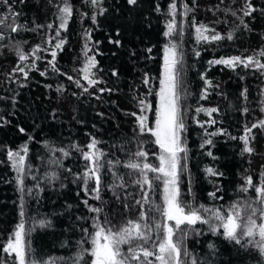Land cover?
Returning a JSON list of instances; mask_svg holds the SVG:
<instances>
[{"label": "trees", "instance_id": "obj_1", "mask_svg": "<svg viewBox=\"0 0 264 264\" xmlns=\"http://www.w3.org/2000/svg\"><path fill=\"white\" fill-rule=\"evenodd\" d=\"M67 2L72 14L66 28L59 29V9L65 0H0V258L8 264L12 258L3 252V245L21 221L22 199L26 230L33 229L28 236L32 249L28 258L37 264H77L82 252L79 264H91L90 252L84 249H91V238L85 229L88 233L94 231L93 217L101 222L107 218L116 228L129 219L137 220L141 209L136 201L142 200L145 192L150 194V201L162 206V180L156 181L152 189L146 185L142 188L133 183L138 172L124 164L129 154L137 151L140 141H144L149 155L131 159L154 166L159 163V147L150 133H139L137 118L132 114H141L139 101L145 99L153 105L143 112L149 126L155 120V91L159 89L166 24L173 19L169 10L173 0H137L135 5H129L127 0H100L97 5L91 0ZM249 2L255 11L243 16L245 0H175L179 52L183 53L182 64L178 65L185 124L181 137L187 148V170L180 176V189L182 200L195 207L203 204L226 212L233 203L256 200L254 186L264 172V128L252 130V154H242L244 143L239 139L245 127L264 120V73L243 65L230 68L209 64L221 57H246L264 50V0ZM184 4L192 9L187 15L182 14ZM101 8L105 10L103 14ZM240 17L247 28L241 25ZM193 21L197 26H207L205 35L219 33L223 38L198 40ZM49 24L53 27L49 28ZM14 26L23 27L14 33ZM229 32L233 33L231 40L227 39ZM58 39L64 40L59 49L55 48ZM117 40L119 44L113 42ZM36 46L40 50L33 55ZM17 47L27 60L19 61ZM53 50L57 52L53 63L58 71L48 64ZM87 56L97 62L92 78L99 83L93 86L81 71ZM256 58L264 62V57ZM32 61L35 68H31ZM17 67H24L28 76L13 71ZM113 71L118 74L112 75ZM146 76L150 78L147 84ZM205 80L211 83L205 84ZM102 88L104 92H100ZM197 108L217 111L209 114L197 112ZM212 132L217 135H208ZM93 139L105 153L99 199L91 191L96 187L94 180L86 192L79 178L90 166L83 151L88 150ZM205 139L213 143L202 148ZM25 145L28 151L22 193L7 152L24 154ZM64 152L69 154L65 156ZM116 159L121 164L109 170L106 161ZM208 167L217 175L208 174ZM53 172L57 174L54 179ZM114 172L123 177L125 186H119L121 180ZM249 176L253 186L247 192L241 191ZM114 184L117 187L113 188ZM27 189H32L31 193ZM209 193L216 195L211 197ZM90 208H101L102 212L95 213ZM144 210L145 222L160 221L161 215L149 211L148 204ZM40 221L45 222L44 227ZM185 231L189 234L184 246L191 253L183 258L185 264H191L193 257L197 264H264V255L257 248H241L226 240L222 229L213 235L209 225L198 222L191 230L185 227ZM210 243L214 249H209ZM149 259L155 261L154 256Z\"/></svg>", "mask_w": 264, "mask_h": 264}, {"label": "snow or ice", "instance_id": "obj_2", "mask_svg": "<svg viewBox=\"0 0 264 264\" xmlns=\"http://www.w3.org/2000/svg\"><path fill=\"white\" fill-rule=\"evenodd\" d=\"M100 0H91L93 5L99 4ZM129 5H135L137 0H127ZM183 15H187L192 9L188 8L186 4L183 5ZM159 10V9H157ZM170 13L173 14V19L169 20L166 24V31L164 32L165 37L171 36L176 30L175 12L176 3L169 5ZM105 10L100 9L101 14ZM228 11V10H226ZM243 16H249L255 11L249 0H245L244 8L241 9ZM61 15L59 29H64L67 26L68 18L72 14L71 5L65 0L64 6L59 9ZM232 15H236L235 11L231 12ZM93 22L96 20V16L92 17ZM241 25L247 28V24L244 23L243 17H240ZM3 23V21H0ZM193 26L197 33L198 40H213L219 41L223 37L219 33H215L210 37L205 35L209 31L206 25H196L193 21ZM19 27H12V32L19 31ZM41 27V26H37ZM49 28L53 25L49 24ZM181 32L183 31V24L180 25ZM57 37H59V30H57ZM3 37L0 36V39ZM233 33L227 34V39L231 40ZM116 44L120 42L113 41ZM64 40L58 39L55 48L59 49L63 46ZM87 47V45L85 46ZM40 50L39 46H36L32 50V54L35 55ZM151 51V49H149ZM17 55L19 61L27 60V55L17 47ZM57 52L53 50L51 52L52 60L48 61L54 71H58L53 61L55 60ZM200 55L199 52L196 53ZM264 57V50H261L255 55H249L246 57L232 56L228 58L221 57L217 60L209 61V64H223L230 68H236L237 65H243L245 68L254 67L256 70L264 73V62L256 57ZM183 53L178 52V45L169 40L163 48V64L161 67V73L159 77V89L155 91L157 98L154 115L155 120L151 122L149 126V118L144 115L145 110H151L153 105L146 103L145 99L139 101L141 114L137 116L136 113L132 115L136 116L139 133L144 134L145 132L150 133L153 136L154 143L159 147V154L157 159L159 161L158 166H154L149 162L134 161L131 157L146 158L149 153L144 150V141H140L137 151L130 153V159L124 164V167L132 170V172H138V178L133 181L134 184L147 186L149 189L153 188L156 181L163 182V204L156 205L149 199V193L143 194L142 200H137L136 204L140 206V216L137 220L129 219L126 224L116 228L111 225V222L105 218L103 222L99 221L96 217H93V228L94 231L88 233L85 229L86 234L91 238V249H84V252H90L91 264H185L183 258L191 255L187 247L184 246V241L189 234L185 231V227L191 230L192 226L198 222L209 225V231L213 235L220 234L218 229H222V235L226 240L234 242L241 248H248L253 246L264 255V172L261 173V180L258 185L254 186L256 193V200L249 201L244 204L233 203L229 206V209L225 212L219 208L210 209L201 204L199 207H195L191 204H186L181 196L180 189V176L187 170V148L184 146V140L181 137V132L185 129L183 120V113L181 110V95L179 92V69L178 65L182 64ZM96 60L93 56H87L86 62L82 68L84 73V79L88 81L89 86H93L99 81L92 78L94 73L92 69L96 67ZM31 68H35V61H32ZM13 71H19L25 77L28 76V71L24 67H17ZM42 76L46 75V72L40 73ZM116 71H113L112 75H117ZM71 80L72 77H69ZM149 77H145L144 83L147 84ZM79 84V81H76ZM210 81L205 80V84H210ZM59 90V89H58ZM88 91L87 88L84 89ZM105 89H100V92H104ZM110 91V90H109ZM151 94V90H150ZM197 112L207 111L209 114L216 112L217 109H203L197 108ZM247 109H245V112ZM264 111V109H262ZM207 123H213L208 121ZM264 128V120H259L252 124L251 128L245 127V134L239 137L243 141L244 147L243 153L252 154L255 150L251 146V142L254 139L252 136V130L255 128ZM21 132L24 129H20ZM222 131V130H221ZM210 136L217 135L216 132L209 133ZM211 139H205L201 147L205 144H212ZM97 141L93 139L87 145V151H83V158L90 166H86L83 174L79 177L83 180L85 191H88V185L90 181L95 182L96 187L92 188L91 191L96 193L95 198L99 199V192L101 190V169L105 167V161L102 157L105 155L100 149L96 147ZM80 150V149H78ZM21 151L7 152L9 160L12 161L13 166L17 171V184L20 186V190L23 193L25 191L24 175L25 173V156L28 148L25 145ZM60 151H64L60 149ZM69 153L64 152L67 156ZM183 154V156L181 155ZM154 155H156L154 153ZM208 155H212L208 152ZM183 161V163H182ZM53 163H59L54 161ZM109 170L116 165L121 164L119 159L106 161ZM205 171L210 175H217V173L208 167ZM152 173V176H149ZM129 174H132L131 172ZM56 173H51V178H56ZM113 175L121 180L120 187L125 186L123 184V177L119 176L118 173ZM246 186L242 187L241 191L247 192L248 187L253 186V179L251 176L247 177L245 181ZM113 188L117 185H112ZM31 193L32 189H27ZM191 192V188H189ZM215 193H209V196L215 197ZM259 202V207H256V202ZM87 204V201H85ZM149 205V211L158 212L162 220L156 221L154 224H149L146 221L147 211L144 210V205ZM125 207H130L125 205ZM90 211L95 213L102 212L101 208H90ZM21 221L16 225L13 233L10 235L7 242L3 245V252L7 253L12 258L13 264H37L35 260L29 257L31 253V244L28 236L33 229H27L24 222L25 212L23 207V199L21 200ZM259 217V222L257 220ZM40 226L44 227L45 222L40 221ZM201 233L197 232V235ZM155 236V238H153ZM258 237V239H257ZM122 245H127V250L122 249ZM209 249H214V244L208 245ZM83 256V252L77 257V264L79 259ZM155 257V261L150 260V257ZM0 264H8V261L0 258ZM191 264H197V260L193 257Z\"/></svg>", "mask_w": 264, "mask_h": 264}, {"label": "rangeland", "instance_id": "obj_3", "mask_svg": "<svg viewBox=\"0 0 264 264\" xmlns=\"http://www.w3.org/2000/svg\"><path fill=\"white\" fill-rule=\"evenodd\" d=\"M177 27H176V30L174 31V33L169 36V37H166V43L169 42V40H171L173 43H176L178 45V52L180 51V40H179V25L176 23ZM164 44V45H165ZM162 64H163V55H162ZM153 139H155L153 136H152ZM183 156V154H181ZM163 194V192H162ZM162 204H163V201H162ZM256 207H259V202L257 201L256 204H255ZM162 220V217L160 218V221ZM258 239V237H257ZM125 245H122V249L123 250H127V248H124ZM91 248V247H90ZM10 264H13L12 260L10 261Z\"/></svg>", "mask_w": 264, "mask_h": 264}]
</instances>
